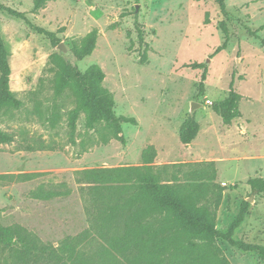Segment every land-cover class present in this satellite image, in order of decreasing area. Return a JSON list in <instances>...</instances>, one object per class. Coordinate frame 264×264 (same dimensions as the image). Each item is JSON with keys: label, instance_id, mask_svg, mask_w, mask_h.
Returning <instances> with one entry per match:
<instances>
[{"label": "rangeland", "instance_id": "374dc122", "mask_svg": "<svg viewBox=\"0 0 264 264\" xmlns=\"http://www.w3.org/2000/svg\"><path fill=\"white\" fill-rule=\"evenodd\" d=\"M0 3L56 33L70 50L66 59L80 72L98 65L116 116L137 120V125L122 124L125 144L113 137L110 123L88 129L84 114L72 134L70 112L76 100L69 93L55 96L50 72L57 47L25 21L0 11V37L12 69L10 89L23 102L20 110L0 115V128L15 136L12 144L0 145V176L40 174L1 185L0 225L22 226L58 246L89 228L76 173L141 166L142 152L153 145L155 168L214 162L215 183L225 188L218 227L229 228L243 202L252 199L235 239L264 246V194H253L247 184L264 178V0H225L229 18L210 0H47L40 8L36 0ZM93 30L99 32L96 48L78 60L73 50ZM194 65L207 69L202 96L205 69ZM233 78L242 97L241 117L225 125L213 106L228 97ZM193 102L203 107L191 114ZM190 116L200 131L186 146L180 129ZM41 144L51 149L40 150ZM29 145L34 151L25 150ZM38 189L69 193L43 200L32 195ZM219 246L231 264H258L256 256L223 241Z\"/></svg>", "mask_w": 264, "mask_h": 264}, {"label": "trees", "instance_id": "16d2710c", "mask_svg": "<svg viewBox=\"0 0 264 264\" xmlns=\"http://www.w3.org/2000/svg\"><path fill=\"white\" fill-rule=\"evenodd\" d=\"M46 1L36 0V8L42 7ZM210 1L222 16L229 18L225 0ZM0 11L28 23L38 34L46 36L54 47L61 44L56 33L34 26L23 13L1 3ZM98 37V30L89 33L76 44L74 56L78 60L91 56ZM138 37L144 42L142 30H139ZM8 55L0 37V115L20 110L23 106L10 89L12 69ZM67 56L54 53L50 58V72L54 75L55 96L63 97L69 93L76 100V108L70 112L71 133L76 132L78 116L84 114L88 129L110 123L113 137L125 144L122 124L137 125V120L116 116L114 97L104 87L106 75L98 65L82 73L66 59ZM143 59L145 61L146 57ZM194 67L205 69L200 83L202 96L207 69L203 65ZM234 87L233 78L228 97L213 106L225 125H231L241 117L242 97ZM199 131V123L190 116L180 129L181 142L190 145ZM102 141L108 143L109 139L103 138ZM13 142L14 134L0 128V145ZM39 149L51 148L41 144ZM25 150L32 152L34 147L29 145ZM156 157L157 151L150 145L142 152L141 166L77 172L89 228L54 246L22 226L0 225V264H231L219 246L220 241L256 256L258 264H264L263 245L235 239L249 214L250 202H243L229 228L221 229L217 225V211L225 188L215 183L217 170L214 162L155 168L152 165ZM38 176L40 174L1 175L0 187L10 179L27 182ZM165 176H169L166 181ZM247 184L253 194H264V178H252ZM67 193L38 189L32 195L48 200Z\"/></svg>", "mask_w": 264, "mask_h": 264}, {"label": "water", "instance_id": "95a60500", "mask_svg": "<svg viewBox=\"0 0 264 264\" xmlns=\"http://www.w3.org/2000/svg\"><path fill=\"white\" fill-rule=\"evenodd\" d=\"M57 50L59 51L60 54H65V55H69L70 54V50L66 47V45L64 43H61L58 47ZM200 107H203L201 104L193 102L192 103V107H191V114H194L195 111L197 109H199ZM253 200L250 199L248 200V202H252Z\"/></svg>", "mask_w": 264, "mask_h": 264}, {"label": "crops", "instance_id": "0c3cea01", "mask_svg": "<svg viewBox=\"0 0 264 264\" xmlns=\"http://www.w3.org/2000/svg\"><path fill=\"white\" fill-rule=\"evenodd\" d=\"M186 146H188V145H186ZM156 149V148H155ZM157 151V150H156ZM157 157H158V153H157ZM156 157V158H157ZM141 160H142V158H141ZM156 160V159H155ZM155 162V161H154ZM154 164V163H153ZM174 165V164H173ZM165 166H169V165H165ZM136 167V166H135ZM172 171V170H171ZM174 171V170H173Z\"/></svg>", "mask_w": 264, "mask_h": 264}]
</instances>
